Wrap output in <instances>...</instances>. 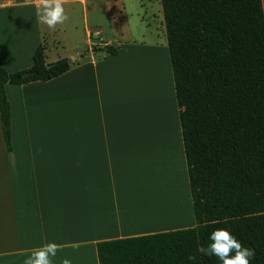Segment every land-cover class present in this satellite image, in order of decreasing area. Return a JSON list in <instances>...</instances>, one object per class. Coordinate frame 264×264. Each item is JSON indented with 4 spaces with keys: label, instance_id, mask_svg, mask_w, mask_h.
<instances>
[{
    "label": "crops",
    "instance_id": "0c3cea01",
    "mask_svg": "<svg viewBox=\"0 0 264 264\" xmlns=\"http://www.w3.org/2000/svg\"><path fill=\"white\" fill-rule=\"evenodd\" d=\"M69 1L82 4L84 48L75 44L67 50L59 39L63 27L40 23L34 0H0L1 67L10 72L30 67L40 43L46 62L65 56L74 61L49 80L5 84L12 151L6 150L0 124V264H24L49 242L62 246L54 264L64 258L99 264L97 241L196 224L174 83L170 88L160 72L162 53L169 57L167 45L163 52L157 43L147 51L159 67L155 59L145 62L147 68L141 61L135 67L138 55L128 65L125 52H142L148 45L129 36L125 0H106L113 20L108 29L89 15V0ZM128 1L137 16L144 6L152 10L151 0ZM262 6L264 11V0ZM108 34L115 40L105 39ZM114 43L120 46L116 54L91 51L92 44ZM135 73L144 87L136 95L130 87L127 95V77L131 85ZM166 159L183 164L185 194L163 171L156 173L159 188L151 196L134 194L135 178L150 164L163 168Z\"/></svg>",
    "mask_w": 264,
    "mask_h": 264
},
{
    "label": "trees",
    "instance_id": "16d2710c",
    "mask_svg": "<svg viewBox=\"0 0 264 264\" xmlns=\"http://www.w3.org/2000/svg\"><path fill=\"white\" fill-rule=\"evenodd\" d=\"M160 2L196 224L97 241L98 263L221 264L197 248L210 243L214 230L225 228L255 250L251 264H264L262 0ZM44 49L43 43L35 48L28 68L10 72L0 66V124L8 152L5 84L46 81L74 62L66 56L46 62ZM118 50L112 44L91 46L94 53Z\"/></svg>",
    "mask_w": 264,
    "mask_h": 264
},
{
    "label": "rangeland",
    "instance_id": "374dc122",
    "mask_svg": "<svg viewBox=\"0 0 264 264\" xmlns=\"http://www.w3.org/2000/svg\"><path fill=\"white\" fill-rule=\"evenodd\" d=\"M125 2L127 5H126V11L124 12L125 14L124 19H126L127 21L129 36H134V38L138 40L137 41L138 43L140 41H144V43L148 45V50H144L142 52H141L142 48L141 50L137 49L136 51L135 50L132 51L131 49H129L127 52H125L126 63L129 65L131 61L133 60L134 56L136 55H141L143 53L150 55V53L152 52L149 53L147 51L151 50L149 48H152V46L156 45V43L158 44V46L162 47L161 48L162 52L165 51L164 47H166L167 42H166V35H165V28H164L165 26L162 20V14L160 16V12L162 11L160 0H151L152 10L151 11L147 10V8H145L144 6L140 16H137L135 13H133L134 11L133 9L135 7L134 6L132 7L131 3H129L128 0H125ZM64 6L69 16V19L66 23L57 25V26L63 27L62 32L60 31V34H59V37H60L59 39L63 41L61 44L68 45L67 50H72V46L75 44L79 48L86 47L87 43L85 39V28H84V22H83L82 4L80 2L69 1ZM86 7L88 8L89 15L91 16V18H93L97 26H100L101 28L106 29L109 24H113V20L111 19L112 16H111L110 8L106 0H89L87 2ZM105 39L115 40V36L112 34H108ZM113 45H115V43ZM64 54L66 55V53ZM169 60L170 58L168 57L167 51L162 53V57L160 58V61H163V63H160L161 64L160 69L163 64L164 65L163 69L164 68L166 69V76L168 79V84H169V87L171 88V80L173 81V79L171 77L172 72H171V65L169 66ZM158 61L156 63L157 67H159ZM129 83H130V80L127 77V86H126L127 95L130 94L129 93L130 92ZM130 103L132 104V102ZM165 164H164V168H166V170L164 168L161 169L162 166H159L156 168L157 173L159 174V172L161 173L163 171V172L168 173L172 177L174 176L173 179L175 178L177 182L178 181L180 182V184L179 182L178 184L181 185L180 187L182 189V193L184 191V194H185V180H184L183 164L179 165V167H177L178 169L176 168L175 163H174L175 165H172L170 163L168 164L165 163ZM139 180L140 182H142L143 179L142 180L139 179ZM175 188H177V183H176ZM187 210L189 209L187 208Z\"/></svg>",
    "mask_w": 264,
    "mask_h": 264
},
{
    "label": "clouds",
    "instance_id": "9594fccd",
    "mask_svg": "<svg viewBox=\"0 0 264 264\" xmlns=\"http://www.w3.org/2000/svg\"><path fill=\"white\" fill-rule=\"evenodd\" d=\"M33 2V0H27ZM67 0H34L36 15L40 23L49 29H55L57 25L68 21L69 16L65 9ZM210 243L199 246L197 251L209 257L215 256L221 264H251L255 257V250L245 247L233 233L225 228L214 230L209 236ZM62 250V246L49 242L39 248L34 249L24 260V264H54V258ZM190 260H195V256H189ZM62 264H72L68 258L62 260Z\"/></svg>",
    "mask_w": 264,
    "mask_h": 264
},
{
    "label": "bare ground",
    "instance_id": "6f19581e",
    "mask_svg": "<svg viewBox=\"0 0 264 264\" xmlns=\"http://www.w3.org/2000/svg\"><path fill=\"white\" fill-rule=\"evenodd\" d=\"M147 55V56H146ZM146 59V60H145ZM154 59H155V61H158V59L156 58V55H154L153 53H150V55L149 54H141V55H138V56H136V59L134 60V65H135V67H136V64H137V62L138 61H141V68L142 69H144V68H147V66L148 65H146L145 64V62L146 63H152L153 61H154ZM161 62H163V61H161ZM152 65V64H151ZM163 67H164V65L162 64V70L160 71L161 73H162V77H164V79H166V81H167V84H168V79H167V76H166V69L164 68L163 69ZM154 69V68H153ZM158 69V68H157ZM134 71H136V70H134ZM143 71V70H142ZM141 72V71H140ZM148 72V71H147ZM154 72V71H153ZM155 72H157V71H155ZM155 72H154V75H155ZM151 76V75H150ZM133 78H134V80H133V82L131 83V85H130V87H131V91H133V95H136V93L139 91V90H142L143 89V87H144V80H143V82L141 81V79H142V77H141V79L139 78L138 79V77H137V74L135 73V75H133ZM165 81V82H166ZM164 82V83H165ZM144 83V84H143ZM167 84H165L166 86H167ZM168 88V87H167ZM140 95V94H139ZM134 97V96H133ZM136 100V99H135ZM158 159V158H157ZM166 161V162H165ZM167 162H171V161H168L167 159L166 160H164L163 161V163H167ZM163 163H162V165H163ZM168 164V163H167ZM166 165V164H165ZM175 165V164H174ZM156 166V165H155ZM154 166V167H155ZM153 167V165H149V166H147V171H146V173L144 174V175H142L141 174V176H139V178H138V176L135 178V184H134V191H135V193H134V191H132L134 194H136L137 192H148L149 194H150V196L154 193V191H156V190H158V188L159 187H156V185H159V180H158V176H157V178H156V173H157V170L156 169H153L154 168ZM164 168V167H163ZM176 168H177V166H176ZM159 169V168H158ZM162 169V168H161ZM165 170H166V168H164ZM178 169V168H177ZM156 171V172H155ZM160 171V170H159ZM160 173V172H159ZM164 176V175H163ZM138 179H143L142 180V182H140V180H138ZM160 179V178H159ZM168 179V178H167ZM165 180V179H164ZM162 183H164V182H162ZM148 193H144L145 195H148ZM149 196V197H150ZM184 210H186V208L184 207ZM159 218V217H158ZM157 218H154V222H156L157 223V220H156ZM160 219V218H159ZM151 220H153V219H151ZM159 222V221H158ZM156 223H154V224H156Z\"/></svg>",
    "mask_w": 264,
    "mask_h": 264
},
{
    "label": "water",
    "instance_id": "95a60500",
    "mask_svg": "<svg viewBox=\"0 0 264 264\" xmlns=\"http://www.w3.org/2000/svg\"><path fill=\"white\" fill-rule=\"evenodd\" d=\"M27 75H29V73H26V74H24L23 76H27Z\"/></svg>",
    "mask_w": 264,
    "mask_h": 264
}]
</instances>
